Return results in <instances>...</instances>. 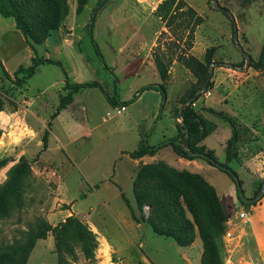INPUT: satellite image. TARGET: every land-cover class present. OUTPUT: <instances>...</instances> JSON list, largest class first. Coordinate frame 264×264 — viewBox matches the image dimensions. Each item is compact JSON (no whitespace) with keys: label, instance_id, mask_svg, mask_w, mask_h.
Here are the masks:
<instances>
[{"label":"rangeland","instance_id":"1","mask_svg":"<svg viewBox=\"0 0 264 264\" xmlns=\"http://www.w3.org/2000/svg\"><path fill=\"white\" fill-rule=\"evenodd\" d=\"M14 1L35 50L13 19L0 15V61L12 78L37 54L60 61L69 82L98 81L126 104L113 107L99 88H84L72 95L68 110L51 118L67 94L62 67L41 64L22 85L0 67V159H6L0 168V264H264L246 225L250 216L259 220L260 203L223 209L219 201L223 216L216 210L212 189L229 194L235 188L227 173L204 159H184L170 145L137 164L122 157L176 134L180 98L195 82L176 58L184 50L178 21L175 37L158 16L162 0H107L100 7V0ZM184 1L203 17L189 52L203 59L214 47L208 86L192 103L207 122L201 144L237 172L252 197L264 181V70L250 65L264 42V0H217L233 15L247 63L235 46L232 20L213 1ZM156 54L172 59L164 81L152 68ZM155 82L166 89L162 105L159 91L137 96ZM145 108L147 114L155 110L152 119L144 117ZM232 127L237 136L227 152ZM20 162L17 173L13 167Z\"/></svg>","mask_w":264,"mask_h":264},{"label":"trees","instance_id":"2","mask_svg":"<svg viewBox=\"0 0 264 264\" xmlns=\"http://www.w3.org/2000/svg\"><path fill=\"white\" fill-rule=\"evenodd\" d=\"M107 0H100L99 1V7L102 6ZM157 13L158 16H160L163 20L165 25L168 27L169 30H171L174 34L175 37L177 34L174 31V24L176 21L177 26L180 28L184 34H180L177 36V41L183 40V45H184V50L181 51L179 54H177V59L183 64V66L192 74V76L195 78V82L193 85L186 90V92L181 96L180 98V104L185 102L186 100L192 98L202 87L210 69L211 63H215L212 59V54L214 51V47H209L206 49L204 58L200 59L196 57L195 55L191 54L189 51L193 46V35L195 31V27L201 24L203 21V17L199 15L194 8L191 6L187 5V3L184 0H162L158 6H157ZM0 15L5 17V18H12L14 21V26L17 30H19L22 35L25 38V41L27 44L33 48L34 46L29 42V29L25 26L20 10L18 6L16 5L14 0H0ZM92 23L87 24V30L90 34L92 42H94V48L95 52L101 57V53L99 50V47L97 43L94 40L93 37V29H92ZM186 32V34H185ZM184 35V37H183ZM171 58H168L167 60H164L163 57L159 54H156L153 58L154 65L156 68V71L162 81L166 80L168 77V67L171 62ZM41 64H55L60 67L61 63L58 60L51 59L48 57H39L37 54L31 56L30 58V63L27 66H24L22 64L18 65V67L14 70L13 72V78L12 76L7 72L5 67L3 66L2 62L0 61V67L2 69L3 75L11 80L14 84L16 85H22L25 83V80L31 77L36 70V67L41 65ZM254 69L256 70H264V42L262 43V46L260 48V52L258 55L257 60L253 61L251 59V64H250ZM104 66L106 69L110 70L112 72V69L104 63ZM62 71L65 74V82H64V87L67 90V94L63 97H61L57 108L55 111L51 114V118H54L58 115V113L65 109L69 103L72 102L73 97L72 95L77 93L79 90L84 89V88H91V87H97L101 90V92L104 94L106 100L110 105L113 107H125V102H120L119 99L117 98L116 95H110L108 94L101 86V84L98 81L92 80V81H85V82H69L65 70L62 67ZM19 73H22V76H18ZM156 90L159 91L161 94V105L164 103L166 100V89L163 84L161 83H149L144 85L140 90L137 96L140 95L141 92L144 90ZM138 92V91H137ZM135 92V94L137 93ZM198 98V96H197ZM196 98V99H197ZM195 99V100H196ZM195 100L191 101L187 105L184 106L182 110V115L179 121V124L177 123L176 128H177V133L171 137L168 138V140H163L161 143H159L156 146H151V145H142L141 147L128 152V155L131 158H141L145 155H152L156 149H159L163 146L170 145L173 149V151L180 157L185 158V159H204L199 156H194L190 152H199V153H206L208 154L211 158L212 161L204 159L208 164L215 166L214 162H219L215 158L213 152L211 150L204 151V146L201 144V142L204 140V138L207 135V122L206 120L196 112V110L193 108L192 103L195 102ZM120 105V106H119ZM179 111V107L177 109V114ZM159 117V114L157 115L156 119ZM50 122H48V126H50ZM48 135H49V127L44 130L43 135H42V150L46 149L47 147V141H48ZM237 132L234 127H232V134L230 138L227 141V152L229 149L232 147L236 140ZM186 139L187 145L184 147L182 144H178L176 140L179 141H184ZM24 158L21 157V160ZM6 163V159H0V168ZM222 166H227L225 163L219 162ZM22 167V162L16 164L13 167V170L15 172H21ZM219 168L218 166H215ZM231 168V167H229ZM221 169V168H219ZM232 169V168H231ZM222 170V169H221ZM236 174L237 172L232 169ZM225 173H227L230 178L232 179L234 185H235V191H236V197L239 203H241L243 206H249L251 204H244L243 202L240 201L238 197V192L236 188V184L232 176L226 172L225 170H222ZM238 176V174H237ZM193 178H197V176H192ZM200 179L206 183L205 179L203 176H198ZM239 178V177H238ZM239 182L241 184V180L239 178ZM263 182V181H262ZM260 183L257 191L260 189V186L262 184ZM215 189H212V195L213 199L215 200L216 203V210L220 215L223 216L222 209L220 207L219 203V198L218 195L215 193ZM244 191V190H243ZM121 197L124 200L126 206L129 209L131 217L134 219V213L133 209L129 203V200L126 198L123 192H121ZM214 210V209H213ZM215 218V217H214ZM149 224L151 225L153 231L158 232L159 230L155 226V224L151 221H149ZM159 234H164V233H159Z\"/></svg>","mask_w":264,"mask_h":264},{"label":"crops","instance_id":"3","mask_svg":"<svg viewBox=\"0 0 264 264\" xmlns=\"http://www.w3.org/2000/svg\"><path fill=\"white\" fill-rule=\"evenodd\" d=\"M77 59H79V57H77ZM83 59V58H82ZM155 68V66L152 65V68ZM156 83V82H155ZM153 103L157 104L159 103V99L157 100L156 98V95L153 96ZM75 100V98H74ZM73 100V102H74ZM71 102L69 105H67V107L63 110H61L58 115L55 117V119H58L62 112L65 111V110H68V108L70 107V105L73 103ZM154 104V105H155ZM156 106V105H155ZM144 117H147V116H151L150 118L152 119V117L154 116L155 114V110L151 111L149 114L148 111L146 110L145 108V111H144ZM176 125H177V122H176ZM177 130V128H176ZM177 133V132H176ZM153 146V145H152ZM133 151V150H132ZM128 152H124L123 156L122 157H126L128 159H133L132 161H134L136 164L139 163V161H141L142 159L144 160L145 157H147V155L141 157V158H131L129 155H128ZM185 159V158H184ZM210 165V164H209ZM234 189V190H233ZM231 189L230 193L229 194H225V193H219L216 189V193L218 195V198H219V201L223 207V209L225 208H230L231 206H238L239 205V202L237 201V197H236V191H235V188ZM121 192L122 190L120 191V195H121ZM257 203H260V207L262 208V212H261V216L259 217V220H253V217L250 216L249 217V220H251V225L250 224H247L246 223V220L248 219H245V223L247 225V228H248V231H249V234H250V239H251V248L254 250V253L260 257L261 260H264V195L263 197L261 198V200L257 201ZM253 206H250V209L252 208ZM246 218H247V215H246ZM258 224H261V225H258ZM230 234L231 232L228 231ZM229 234V235H230ZM234 238V237H233ZM232 238V239H233Z\"/></svg>","mask_w":264,"mask_h":264},{"label":"water","instance_id":"4","mask_svg":"<svg viewBox=\"0 0 264 264\" xmlns=\"http://www.w3.org/2000/svg\"><path fill=\"white\" fill-rule=\"evenodd\" d=\"M211 1H213L215 9L223 12L232 20V22H233V40H234L235 46L237 47L239 52L242 54V56L245 57L246 63H247L250 60V55L247 52H245V50L241 47L240 43L238 42V38H237L238 29H237V25L235 23V20L233 18L232 13L229 10H227L226 8L220 6L218 4L217 0H211ZM214 64H215L214 62L211 63L209 73H208L202 87L200 88L199 92H197L192 98L186 100L185 102H183L179 105V111L177 114V119L181 118L182 110H183L184 106L187 105L188 103H190L191 101L195 100L200 92L202 93L206 90L208 83H209V80H210L211 75H212ZM177 123L179 124V121H177ZM176 142L178 144H182L184 147H186V145H187L186 139L182 142L179 140H176ZM190 153L193 154L194 156H199V157H202L204 159L212 161V158L206 153H199V152H190ZM214 164H215V166H218L222 170H225L226 172H228L232 176V178L234 179L235 184H236L238 197H239L240 201L243 202L244 204H253V203L257 202L258 200H260L262 198V196L264 195V181L262 182L259 191L254 196L248 197L245 195V193L242 189V186L239 182V178H238L237 174L231 168H229L227 166H222L219 162H214Z\"/></svg>","mask_w":264,"mask_h":264},{"label":"built area","instance_id":"5","mask_svg":"<svg viewBox=\"0 0 264 264\" xmlns=\"http://www.w3.org/2000/svg\"><path fill=\"white\" fill-rule=\"evenodd\" d=\"M240 217H246L247 215V212L245 211H240L239 214H238ZM230 234L229 232H227V235Z\"/></svg>","mask_w":264,"mask_h":264}]
</instances>
